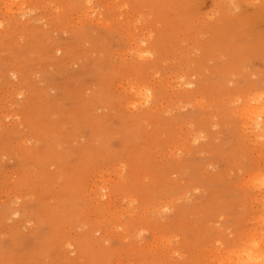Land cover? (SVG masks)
<instances>
[{
	"label": "rangeland",
	"instance_id": "obj_1",
	"mask_svg": "<svg viewBox=\"0 0 264 264\" xmlns=\"http://www.w3.org/2000/svg\"><path fill=\"white\" fill-rule=\"evenodd\" d=\"M259 95L264 0H0V264H245Z\"/></svg>",
	"mask_w": 264,
	"mask_h": 264
},
{
	"label": "bare ground",
	"instance_id": "obj_2",
	"mask_svg": "<svg viewBox=\"0 0 264 264\" xmlns=\"http://www.w3.org/2000/svg\"><path fill=\"white\" fill-rule=\"evenodd\" d=\"M133 88H135V86H133ZM134 91H135V89H134ZM135 93L137 94V99H138L140 105H142V104L148 105L151 98H153L150 94L143 92V90L141 92V89H138V88L136 89ZM262 101H263L262 96H260V95L255 96V97L251 98L249 100V102L247 101L246 104L243 105V108L240 111V115L243 117V120H245L244 121V129L245 128L247 129L249 127L257 128L258 132H256V135H258V136H261L263 134L262 130L264 129V120L262 119V117L264 116V103H263L264 101L263 102ZM259 178L260 177L258 175V179ZM256 179H257V177H256ZM253 183H255V182H253ZM252 233H254V232H252ZM259 236H261V237H258V238L256 236H255L256 238L251 237V241L248 243H245V246L242 247V252L240 254L243 255L242 259H244L243 260L244 263L246 262L245 264H247V263H249V264H264V234L259 235ZM247 240H248V238H247ZM247 240L245 242H247ZM249 240H250V237H249ZM239 242H241V241H239ZM243 243H244V241H243ZM243 245H241V246H243ZM231 252L234 253V250ZM240 254H238V255H240ZM238 255H235V257L236 256L239 257ZM228 257H231V256L228 255ZM230 263H231V261H230ZM231 264H233V263H231Z\"/></svg>",
	"mask_w": 264,
	"mask_h": 264
}]
</instances>
